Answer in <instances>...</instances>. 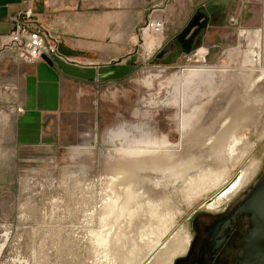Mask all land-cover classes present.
Masks as SVG:
<instances>
[{
  "label": "rangeland",
  "instance_id": "obj_1",
  "mask_svg": "<svg viewBox=\"0 0 264 264\" xmlns=\"http://www.w3.org/2000/svg\"><path fill=\"white\" fill-rule=\"evenodd\" d=\"M46 2V12L82 41L109 42L111 34L119 38L127 25L130 50L134 39L138 45L147 41L141 30L149 18L162 16L165 21L163 35L150 36L156 41L166 40L185 16L187 29L182 30L193 47L174 58L150 50L151 58L131 81L101 102L98 121L81 139H74L71 131L63 139L52 137L53 130L42 123L32 130V144H26L21 136L27 128L20 126L19 112L15 117L9 106L0 109V264H171L179 257L171 246L183 234L187 217L204 210V202L229 177L240 174V179L257 166L243 190L262 173L264 0ZM259 48L260 68L250 73V51ZM202 66H228L230 82L223 90L200 89L191 97L180 90L178 78L182 70ZM173 100L180 104L164 106ZM254 102L248 107H254L252 112L237 120L244 103ZM118 127L129 133V140L164 141V151L184 163L180 176L168 183L139 186L130 179L113 185L112 175L125 172V164L131 169L149 165L151 173L165 178V159L121 155L122 141H111L106 134ZM133 127L138 130L132 133ZM137 198L135 212L116 220L118 209Z\"/></svg>",
  "mask_w": 264,
  "mask_h": 264
},
{
  "label": "crops",
  "instance_id": "obj_2",
  "mask_svg": "<svg viewBox=\"0 0 264 264\" xmlns=\"http://www.w3.org/2000/svg\"><path fill=\"white\" fill-rule=\"evenodd\" d=\"M43 3L44 0H0V35L10 32V18L28 6L45 29L62 36L59 53L75 61L68 64L46 58L47 61L34 65L17 64L0 49V109L9 106L15 117L17 109H21L20 126L27 128L21 138L26 144H32V130L42 123L47 128L54 127L52 137L63 139V133L71 131L74 139H81L86 129H92L98 121L101 102L119 92L146 63L145 42H132L130 50L126 24L120 37L113 39L111 34L109 42L82 41L49 15V3ZM186 18L178 19L177 30L166 40L149 44L152 55L160 50L164 57L184 55L182 43L189 36ZM48 116L53 119H47ZM77 119L81 120L79 130Z\"/></svg>",
  "mask_w": 264,
  "mask_h": 264
},
{
  "label": "bare ground",
  "instance_id": "obj_3",
  "mask_svg": "<svg viewBox=\"0 0 264 264\" xmlns=\"http://www.w3.org/2000/svg\"><path fill=\"white\" fill-rule=\"evenodd\" d=\"M263 28H264V26H263ZM257 33H258V30L255 32V35ZM150 36H151L150 33L145 31L144 38L147 39V41L145 42V45H146L145 46V50H146L145 52H147V53H150L149 44L155 42V40L150 39ZM134 42H136V39H134ZM250 53H251L250 57H251L253 64H252V66H249L251 68L248 69V71L250 73H253L256 69L260 68L259 66L261 65V60H262V50L259 48V51H257V52H255V51L251 52L250 51ZM192 56H196V55L193 54V55L189 56V58H192ZM245 57H247V56H245ZM245 57H244V60H246ZM248 57H249V55H248ZM244 60H243V62H244ZM246 63H247V60H246ZM250 63H247V64L250 65ZM244 65H243V67H244ZM245 67H246V65H245ZM182 71L183 72H181V75L178 78V82L180 83V90L184 91V93H187V94L189 93V95L191 97H193V95H194L193 93L199 92L200 89H201V91H204V89L205 90L209 89L211 91H214L218 87L217 89L223 90L222 89L223 86H225L226 84H228V82H230L229 81V79H230L229 78L230 77L229 72H231L232 70L230 68H228V66H214V67H203L202 66L200 68H198V67L186 68ZM162 73L163 72L160 71V72H157L155 74L161 75ZM177 104H180L179 100H173L172 102H166L164 104V106L170 107V106H176ZM253 104H255V102L252 103L251 105L249 103L248 104L244 103V107H242L244 109L238 114L237 120L242 119L239 117H241V116L245 117L248 115L249 112H252L251 109H253L254 107L253 108H251V107L248 108V107L253 106ZM132 130L137 131L138 129L133 127V129L131 128L130 132H132ZM106 134H108L107 136L109 137V139L111 141H113L114 139H119L122 141L121 142L122 143V151L120 149L121 155L123 157H126L127 159L136 158V159H140L142 161H143L144 157L148 158L146 160L152 159L153 161H155L154 159H157V161L160 158L165 159L163 161V167L165 169V178L164 179L162 178L161 175L155 173L154 171H153V173H151L150 172L151 167L149 165L147 166V165L142 164L140 166L138 165V167L136 169H131V167L129 168V166H127V164H125L126 167H128L127 170H125V172L120 171L119 175H117V173L112 175L111 178L113 181V185L116 183H121L122 181H126V180L129 181L130 179H132L131 181L135 182L136 185H139V186H144L145 184H152V183L156 184L157 182H159V183L167 182L168 183L170 181H174L177 176H180L177 173L180 171L181 166L184 163H183V161L177 162L175 160V157L169 155L167 153V151H164V150H167L166 147L163 146L165 144L164 141L158 145L157 143L150 144L148 142L144 143V142H140V141L129 140L128 139L129 133L123 127H118L117 129L109 130V131H107ZM142 161L140 162V164L142 163ZM128 162L129 161H127V163ZM257 168H258L257 166L256 167L253 166L250 173H246L240 179H239V176H240V174H239L237 179L236 178L230 179L231 177H229L226 181H224L217 188V190L214 191V194L222 191V189L226 188L227 186H229V189L226 190L225 193H223V195L215 197L210 203H208L206 205V207H207L206 209L208 211H216L227 200H229L230 198L232 199L233 196H235L238 192H240V190H242V188L248 186V184L253 180V178H254L257 170H258ZM151 177H153V179H151ZM132 185H133V183L130 184L129 186H132ZM121 186H122V183H121ZM128 190H129V187L126 188V191H128ZM114 191H112L113 201L118 202L119 198L117 197V195L115 193L116 191L115 192ZM139 205H140V202L137 198V200L136 199L134 200L132 205H130L128 207L121 206V208H119L115 214L116 220L122 219L124 216L134 213L136 208L139 207ZM161 205L163 207H166L167 201H163V204H161ZM115 207L116 206H112L111 209L114 210ZM159 208H161V206L158 204L157 210H159ZM183 241H185V240L183 239V236L180 233V235L175 239V241L173 242V244L171 246L172 249L174 250V252L179 251V256L185 254V251L187 250L186 245H185L186 242H183ZM169 262H170V260L165 261L163 264H169Z\"/></svg>",
  "mask_w": 264,
  "mask_h": 264
},
{
  "label": "flooded vegetation",
  "instance_id": "obj_4",
  "mask_svg": "<svg viewBox=\"0 0 264 264\" xmlns=\"http://www.w3.org/2000/svg\"><path fill=\"white\" fill-rule=\"evenodd\" d=\"M197 22L198 18L193 24ZM205 25L201 26L202 30ZM201 38L200 36V41ZM182 44L183 49L184 46L187 50L193 47L190 38ZM262 167L261 175L264 174V163ZM252 186L253 184L227 200L216 211H208L205 207L188 216L182 234L187 250L171 264H258L242 248L244 237L252 229L250 215L238 211ZM209 200L204 202V206Z\"/></svg>",
  "mask_w": 264,
  "mask_h": 264
},
{
  "label": "built area",
  "instance_id": "obj_5",
  "mask_svg": "<svg viewBox=\"0 0 264 264\" xmlns=\"http://www.w3.org/2000/svg\"><path fill=\"white\" fill-rule=\"evenodd\" d=\"M12 29L9 33L0 35V49L17 64L34 65L43 58L57 59L68 64L75 61L59 53L60 38L56 33L45 29L38 21L37 14L30 7L10 18ZM162 36L165 31V21L162 16L149 18L142 33ZM150 53L145 52V60ZM152 56V55H151ZM21 112V109H17Z\"/></svg>",
  "mask_w": 264,
  "mask_h": 264
},
{
  "label": "water",
  "instance_id": "obj_6",
  "mask_svg": "<svg viewBox=\"0 0 264 264\" xmlns=\"http://www.w3.org/2000/svg\"><path fill=\"white\" fill-rule=\"evenodd\" d=\"M184 49V54H189L185 46ZM42 60L47 61L46 58ZM47 119H53V117L48 116ZM44 127L46 128V125ZM50 129L53 130L54 127ZM238 175L236 174L233 179H237ZM228 189L229 186L214 194L208 203L215 197L223 195ZM238 211L250 215L252 227L250 233L244 237L242 248L249 258L257 260L258 264H264V174L253 183L252 189L242 201Z\"/></svg>",
  "mask_w": 264,
  "mask_h": 264
}]
</instances>
